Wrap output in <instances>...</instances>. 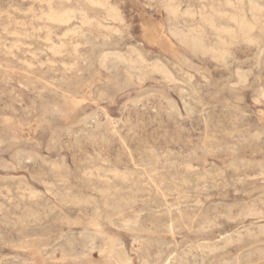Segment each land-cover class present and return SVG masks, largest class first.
<instances>
[{
    "label": "rangeland",
    "instance_id": "obj_1",
    "mask_svg": "<svg viewBox=\"0 0 264 264\" xmlns=\"http://www.w3.org/2000/svg\"><path fill=\"white\" fill-rule=\"evenodd\" d=\"M108 2L0 0V264H264V16Z\"/></svg>",
    "mask_w": 264,
    "mask_h": 264
},
{
    "label": "bare ground",
    "instance_id": "obj_2",
    "mask_svg": "<svg viewBox=\"0 0 264 264\" xmlns=\"http://www.w3.org/2000/svg\"><path fill=\"white\" fill-rule=\"evenodd\" d=\"M43 1H46L47 3H51L53 0H43ZM89 1V3H91V4H95V5H98V6H102V7H104L105 9H106V11H107V15L110 17V19L112 18V20H113V22L115 21L114 19H117L118 18V13H119V11H118V13H117V10L115 9V7H113L109 2H108V0H88ZM247 3V5H248V8H246L244 5ZM167 4H168V8L173 12V13H175V11H176V6H174V4H173V0H167ZM225 4L227 5V6H229V7H232L233 8V10L234 11H226L225 13H224V15H226V17H227V19H228V21L230 22V23H232V25H234V26H231V25H229V24H226V25H224L223 27H220V29L221 30H225V31H227L228 33H230V34H235L236 32H238V33H240V34H242V35H245L246 36V38L247 39H249V40H251L252 39V36H253V33H254V31L256 30V29H258L259 28V26H261V23H262V21H261V17H263L264 16V4H261L260 3V1L259 0H225ZM73 13H78L80 16H81V19H80V21H81V23L82 24H88V23H91L90 22V19H89V17H88V15L83 11V10H76V9H67V10H63V11H51L49 14H48V18L49 19H51V20H54V21H56V22H67V21H69V19L72 17V14ZM34 15V14H33ZM35 17V16H34ZM109 17H107V18H109ZM35 19V18H34ZM95 20H97V19H95ZM111 20V21H112ZM118 20V19H117ZM206 20H208V22L211 24V25H213L214 26V21H213V19L212 18H206ZM104 21V20H103ZM118 22H119V20H118ZM121 22V21H120ZM97 25H99V26H102L101 25V23L100 22H98V23H96ZM96 25V26H97ZM87 26V25H86ZM186 30V29H185ZM64 32V31H63ZM70 32V31H69ZM82 32V31H81ZM84 32V31H83ZM66 33V32H65ZM144 34H145V37L146 38H148V39H157V38H161V32L159 31V29H158V27L157 26H154V25H146V27H144ZM32 36V35H31ZM95 37H97V36H95ZM47 38V37H46ZM48 40V39H47ZM250 42V41H249ZM53 47H55V46H53ZM56 49L58 48L59 49V47H55ZM49 51V50H48ZM52 51V50H51ZM137 52V51H136ZM50 53V52H49ZM59 54V53H58ZM258 55V54H257ZM137 56H138V54H137ZM140 56V55H139ZM132 60V59H131ZM141 60H142V58H141ZM146 61V60H145ZM74 62V61H73ZM143 62V61H142ZM150 63H148V65H149ZM147 65V66H148ZM159 65H161V64H159ZM68 66H70V65H68ZM116 67V66H115ZM160 69H161V67H160ZM166 69V68H165ZM164 69V70H165ZM167 71V70H166ZM163 73H165V72H163ZM162 73V74H163ZM168 73V72H167ZM188 73V72H187ZM169 74V73H168ZM171 74V73H170ZM127 76H128V78H132L133 76H134V74L133 73H131V72H127ZM170 76H172V75H170ZM169 76V77H170ZM165 77V76H164ZM167 77V76H166ZM244 79V78H243ZM174 80V79H173ZM87 93V92H86ZM84 94H85V92H84ZM88 94V93H87ZM102 94V91L100 92V95ZM79 97V96H78ZM82 97V96H81ZM85 99V98H84ZM183 110V109H182ZM187 163H189V162H187ZM187 166V165H186ZM94 167V166H93ZM97 166H95V168H96ZM185 167V166H184ZM192 167V166H191ZM56 169V168H55ZM88 169V171H91V170H89V168H87ZM86 169V170H87ZM111 169V168H110ZM94 171H95V169H94ZM111 171V170H110ZM115 171V170H114ZM114 171H111V172H113V176H114ZM121 171V170H120ZM151 171H153V170H151ZM106 172H108V171H106ZM116 172H117V170H116ZM154 172V171H153ZM89 174H90V172H88ZM87 173V174H88ZM108 173H110V172H108ZM119 172H117V175H119L118 174ZM123 173H125L124 171H123ZM122 173V174H123ZM145 173V172H144ZM147 173V172H146ZM149 173V172H148ZM152 173V172H151ZM116 174V173H115ZM116 175V176H117ZM96 176H99V175H96ZM122 176V179L123 178H125V177H123V175H121ZM124 176H126V174H124ZM156 176V175H155ZM105 177V176H104ZM103 178V177H102ZM99 179H100V177H99ZM104 179V178H103ZM102 179V180H103ZM158 179V178H157ZM159 180V179H158ZM127 181V180H126ZM140 181V180H139ZM156 181V180H155ZM159 181H161V180H159ZM239 181V180H238ZM49 182V181H48ZM141 183H142V181H141ZM161 183V182H160ZM43 184V183H42ZM44 184H45V182H44ZM154 184V183H153ZM237 184V183H236ZM105 186V185H104ZM24 188V187H23ZM129 188V187H128ZM203 188V187H202ZM113 189H114V187H113ZM158 189V188H157ZM22 190V189H21ZM25 191V190H24ZM28 191H29V189H28ZM28 191H27V193H28ZM114 191V190H113ZM30 193V192H29ZM101 193V192H100ZM32 195H34V194H32ZM31 195V196H32ZM38 195V194H37ZM28 196H29V194H28ZM111 196V195H110ZM9 197V196H8ZM113 197V196H112ZM68 198V197H67ZM75 199H76V197H75ZM80 199V198H79ZM197 199V198H196ZM72 202V201H71ZM78 202V201H77ZM88 202V201H87ZM90 203V202H89ZM170 207V206H169ZM50 209V208H49ZM115 209V208H114ZM248 209V208H247ZM247 209H246V211H247ZM252 209H253V207H252ZM259 210V209H258ZM250 211V210H249ZM252 211V210H251ZM254 211H255V209H254ZM254 211H252V212H254ZM251 212V213H252ZM257 212V211H256ZM255 212V213H256ZM40 213V212H39ZM138 213V212H137ZM250 213V212H249ZM257 213H261V211L260 212H257ZM245 214V213H244ZM254 214V213H253ZM255 215V214H254ZM35 218V217H34ZM252 218V217H251ZM136 219V218H135ZM134 221V220H133ZM208 221V220H207ZM206 221V222H207ZM209 221H211V220H209ZM121 222H123V221H121ZM135 222V221H134ZM203 222V221H202ZM128 222H126L125 224H127ZM135 224V223H134ZM203 224V223H202ZM201 224V225H202ZM206 224V223H205ZM124 225V224H123ZM200 225V226H201ZM206 226H208V223H207V225ZM263 225H261V227H262ZM261 227H257V228H261ZM203 228V227H202ZM205 228H207V227H205ZM198 229H200L199 227H198ZM204 230V229H203ZM247 230V229H246ZM260 230V229H259ZM262 230V229H261ZM248 231V230H247ZM251 231V230H250ZM249 232V231H248ZM264 232V231H263ZM94 233H96V231L94 232ZM262 233V232H261ZM258 234H259V232H258ZM264 234V233H263ZM240 235V234H239ZM248 235H254L253 233H251V232H249L248 233ZM237 236V235H236ZM173 238V237H172ZM233 238V237H232ZM239 239V238H238ZM228 240H230L229 238H228ZM240 240V239H239ZM237 241V240H236ZM225 242V241H224ZM200 244V243H199ZM214 245L216 244V243H213ZM29 245V244H28ZM200 246V245H199ZM111 247V246H110ZM190 247H192V246H190ZM222 247V246H221ZM112 249H114L113 247H111ZM196 248H198V246L196 247ZM204 248V247H203ZM218 248V247H217ZM220 249V248H219ZM119 249L117 248V251H118ZM187 251L189 250V249H186ZM196 250V249H195ZM198 250V249H197ZM213 250V249H212ZM186 251V252H187ZM191 251H192V249H191ZM113 252V251H112ZM185 252V251H184ZM184 252H182V254L184 253ZM209 252V251H208ZM119 252H117V254H118ZM189 253V252H188ZM210 253V252H209ZM120 254H122V253H120ZM172 254V253H171ZM170 254V255H171ZM186 254V253H185ZM191 254H193V252L191 253ZM124 256H125V254H123ZM169 255V256H170ZM187 255V254H186ZM249 255V254H248ZM124 256H123V258H124ZM158 256V255H157ZM179 256V255H178ZM185 256V255H184ZM196 256V255H195ZM118 258V257H117ZM174 257H172V259L171 260H174L173 259ZM177 258V257H176ZM137 259V258H136ZM142 260V259H141ZM158 260V259H157ZM183 260V259H182ZM187 260V259H186ZM186 260H184L181 264H188L187 263V261ZM200 260V259H199ZM143 261V260H142ZM176 261H178V260H176ZM121 262V261H120ZM166 262H168V260L166 261ZM165 262V263H166ZM173 262V261H172ZM121 263H124V262H121ZM169 263V262H168ZM192 263H194V264H196V261H192ZM191 263V264H192ZM117 264H118V262H117ZM120 264V263H119ZM143 264V263H142ZM163 264V263H162ZM174 264V263H173Z\"/></svg>",
    "mask_w": 264,
    "mask_h": 264
}]
</instances>
